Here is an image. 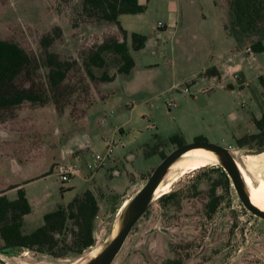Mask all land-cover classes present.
Here are the masks:
<instances>
[{"label":"rangeland","instance_id":"374dc122","mask_svg":"<svg viewBox=\"0 0 264 264\" xmlns=\"http://www.w3.org/2000/svg\"><path fill=\"white\" fill-rule=\"evenodd\" d=\"M216 2L225 14L224 0ZM145 3L142 13L121 19L145 37L143 48L135 52L126 38L132 70L116 75L118 57L104 53V67L91 72L116 78L99 84L86 78L80 57L117 33L113 24L86 17L81 0H0V39L16 43L34 58L14 84L31 86L44 98L42 104L24 102L0 110V193L21 185L31 209L22 219V234L41 226L44 214L85 190L95 194L98 206L92 246L79 254L54 258L19 249L12 256L0 254V264H90L125 220L126 209L117 210L120 203L130 201L162 158L178 147L169 141L172 136L180 137L182 145H236L228 153L239 164L247 151L256 150L251 144L256 138L264 141V130L255 134L252 123L264 114V32L249 35L236 50L221 29L213 0ZM159 24L164 28L158 29ZM46 35L54 38L48 47L40 42ZM261 36L263 51L252 53L250 43ZM45 48L76 63L66 75L57 106L46 92L41 65ZM211 67L219 77L212 80L211 92L201 93L209 78L194 83L188 78ZM208 131L206 139L202 134ZM198 137L202 139L195 141ZM110 140L118 142L111 158L97 172H87L84 164L93 154H102ZM71 166L77 173L60 183L59 169ZM246 167L254 185L264 180V154L247 160ZM224 175L215 164L179 177L166 193L172 192L171 198L150 201L110 264H264V220L242 206ZM4 196L12 201L16 194Z\"/></svg>","mask_w":264,"mask_h":264},{"label":"trees","instance_id":"16d2710c","mask_svg":"<svg viewBox=\"0 0 264 264\" xmlns=\"http://www.w3.org/2000/svg\"><path fill=\"white\" fill-rule=\"evenodd\" d=\"M224 4L226 13L222 17V29L233 38L237 48L249 35L256 36L257 33L264 32V0H224ZM80 10L86 17L93 18L94 22L113 24L115 32L118 33H111L83 52L80 60L86 78L99 84L110 83L113 80V75L102 73L96 77L91 72V68L104 67V53H112L118 57L117 74H128L133 67V59L126 46V38L130 39V50L135 52L143 48L145 37L136 33L127 35L118 25L117 17L140 14L144 7L138 5L137 0H81ZM226 22H229V26ZM54 31L58 37V29ZM263 36L250 43L252 53L263 51L261 43ZM53 40L50 35H46L40 42L48 47ZM32 60L34 58L16 43L0 39V110L13 108L24 102L44 103L43 94L38 95L31 86L25 89L14 84L15 79L23 70L28 69ZM74 64H76L74 60L70 62L62 60L47 48L41 54V65L46 69L44 75L46 92L55 106L58 105L57 99L65 93L64 81L71 65ZM204 75L218 76L213 67L205 70ZM254 125L263 131L264 117L254 122ZM201 139L198 137L194 140ZM169 141L177 143L178 146L182 145V140L178 136L170 137ZM224 177L226 184L229 185L227 177L225 175ZM10 189L16 191V197L12 201H8L3 192L0 193V254L12 256L16 250L27 249L59 258L68 252L79 254L92 246V224L98 212L97 200L92 192L85 190L75 195L66 205L57 206L54 211L44 214L41 226L28 234H22L20 230L22 219L31 209L20 185H14ZM172 196L173 193L169 192L159 199Z\"/></svg>","mask_w":264,"mask_h":264},{"label":"water","instance_id":"95a60500","mask_svg":"<svg viewBox=\"0 0 264 264\" xmlns=\"http://www.w3.org/2000/svg\"><path fill=\"white\" fill-rule=\"evenodd\" d=\"M193 149H205L215 154L242 206L252 215L264 220V212L257 210L250 204L234 160L228 153V148H223L208 142L183 144L175 148L161 160L159 165L151 172L143 186L135 193L133 198L128 201L125 207L126 217L120 230L107 247L96 258H94L90 264H110L112 262L132 226L141 215L145 213L148 204L152 200V194L162 180L167 168L183 153ZM262 153H264V146L252 152L248 151L246 152V155H260Z\"/></svg>","mask_w":264,"mask_h":264},{"label":"bare ground","instance_id":"6f19581e","mask_svg":"<svg viewBox=\"0 0 264 264\" xmlns=\"http://www.w3.org/2000/svg\"><path fill=\"white\" fill-rule=\"evenodd\" d=\"M260 155H244V157L260 156ZM248 158L251 159L252 157H248ZM234 163L241 177V180L245 188V191L248 195L250 204L257 210L264 212V180L260 182V185L257 188V190L252 191V196H251L247 188L245 179L242 175L239 163H236L235 160H234ZM215 164H219L218 157L212 152L207 151L205 149H193V150H189L183 153L173 164H171L167 168L162 180L160 181V183L155 188L152 194V200H156L160 196V193L162 190H163V193H166L169 191L170 186L165 187L168 181L173 184L174 182L177 181L179 177H181L188 171H195V170L207 167L209 165L213 166ZM127 203L128 202L123 203V206L120 211H122L126 207ZM73 264H83V263H80L79 261H77Z\"/></svg>","mask_w":264,"mask_h":264},{"label":"crops","instance_id":"0c3cea01","mask_svg":"<svg viewBox=\"0 0 264 264\" xmlns=\"http://www.w3.org/2000/svg\"><path fill=\"white\" fill-rule=\"evenodd\" d=\"M146 2V0H137V4L138 5H140V6H143L144 4H146L145 3ZM212 6H213V8L214 9H217L218 10V12H219V15H220V17H218L219 19H220V21H221V29H222V17H223V15H224V9H223V7H221V6H219L218 5V3L216 2V0H213V4H212ZM135 15H137V14H135ZM127 16H132V15H120V16H118L117 17V22H118V25L126 32V33H133V32H139V31H136L135 29H133V27H131L130 25H128L127 23V20H121V19H125L124 17H127ZM175 20V19H174ZM176 26V23L174 24V27ZM162 28H164V26H162L161 28H158V29H162ZM222 31L224 32V30L222 29ZM225 33V32H224ZM129 34H127V35H129ZM225 35H227L226 33H225ZM227 36H229V35H227ZM230 37V36H229ZM232 38V37H231ZM233 39V38H232ZM234 41V40H233ZM234 48L236 49V50H238V48L236 47V45H235V42H234ZM252 54V53H251ZM248 56V55H247ZM133 65H134V62H133ZM133 68V67H132ZM214 68V67H213ZM215 69V68H214ZM132 70V69H131ZM231 70H235V69H232L231 68ZM215 71H216V73H217V75H219L218 74V71L215 69ZM204 72H205V70H202V71H200L199 73H197V74H194V75H191L188 79L191 81V83H194L195 82V80L196 79H204V78H209L208 79V81H207V83H206V85H205V88H203L202 90H201V93H209V92H211L212 90H213V88H214V84H213V82H212V80L213 79H215V78H217L218 79V77L219 76H217V77H215V76H206V75H204ZM116 75H118V74H116ZM116 75H113V80L116 78ZM234 74H232V76H233ZM112 80V81H113ZM111 81V82H112ZM193 86H194V84H193ZM171 87V86H170ZM169 87V88H170ZM184 89H186L187 91L184 93L183 92V90ZM183 94H186V95H190V93H189V91H188V89L187 88H183L182 89V91H181ZM173 106V105H172ZM171 106V107H172ZM175 107V106H174ZM173 111H175V112H177L178 111V108L177 107H175V110H173ZM261 117H264V114L263 115H261V116H259V117H253L252 118V123L254 124V122H256V121H259L260 119H261ZM231 118H233V117H231ZM256 128V127H255ZM256 133L255 134H257L258 132H259V130H258V128H256ZM203 135V137H205L206 139H208L209 138V136H211V131H208L207 133H203L202 134ZM253 135V134H252ZM201 136V135H200ZM231 139L232 140H234V136H231ZM115 141V140H114ZM116 142V145H115V147L118 145V142L117 141H115ZM225 148H229V149H233V148H237V146L235 145V147H229V145L227 146V147H225ZM89 155L90 154H88V157H89ZM21 186V185H20ZM12 191H14L15 192V194H16V191H15V189H10V190H8L7 192H4V195H6V193H11ZM90 191V190H89ZM90 192H92V191H90ZM92 194L94 195V197L96 198V196H95V194L92 192ZM27 200V202H28V204L30 205V203H29V201H28V199H26ZM97 200V199H96ZM124 202H128V200H124V201H122V203H120V206L118 207V211L120 212V210H121V208H122V206H123V203ZM26 216V215H25ZM97 217H98V213H97V215H96V217H95V219H97Z\"/></svg>","mask_w":264,"mask_h":264},{"label":"built area","instance_id":"2783aa9c","mask_svg":"<svg viewBox=\"0 0 264 264\" xmlns=\"http://www.w3.org/2000/svg\"><path fill=\"white\" fill-rule=\"evenodd\" d=\"M158 28L162 27V24H159L157 26ZM245 52H250V49H246ZM233 79L237 80L238 76L237 74L233 75ZM262 79L264 80V75H262ZM241 85H246L245 83H241ZM187 90L184 89L183 92L185 93ZM173 104L169 103V107H171ZM116 142L114 140L107 141L105 143V148L102 154L95 153L93 154L90 159L84 164V169L89 173L97 172V170H100L103 168L106 164V161H108L111 158V154L113 151V148L115 147ZM77 173L76 167L71 166L66 169L60 168L57 177L60 181V183L64 184L68 182L70 179V176L75 175Z\"/></svg>","mask_w":264,"mask_h":264},{"label":"flooded vegetation","instance_id":"af4514ba","mask_svg":"<svg viewBox=\"0 0 264 264\" xmlns=\"http://www.w3.org/2000/svg\"><path fill=\"white\" fill-rule=\"evenodd\" d=\"M259 133V132H258ZM253 143H255V145H254V147H253V149H259V148H261L262 146H264V142H262L261 144L259 143V140L256 138L255 140H254V142H252L251 144H253ZM252 151H255V150H252ZM251 151V152H252ZM248 152V151H247ZM248 157H252L251 159H249ZM258 156H247V157H244L243 156V160H242V164H239V166H240V168H241V172H242V175H243V177H244V179H245V182H246V185H247V188H248V190H249V193L251 194V196H252V191H255V190H257V188L259 187V185H260V182L262 181V180H258V182H257V184H253L252 183V180H251V178L249 177V175L247 174V173H245V172H248L249 171V168H247L246 167V162H247V160L248 161H251V162H253V161H255V158H257ZM163 159V158H162ZM210 166V165H209ZM167 186H172V183L171 182H167L166 183V186L165 187H167ZM167 193V192H166ZM166 193H163V190L161 191V193H160V196L158 197V198H160L162 195H165ZM157 198V199H158Z\"/></svg>","mask_w":264,"mask_h":264}]
</instances>
